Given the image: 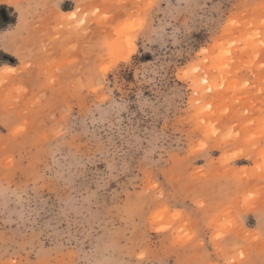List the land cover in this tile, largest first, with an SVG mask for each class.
<instances>
[{
	"label": "rangeland",
	"instance_id": "374dc122",
	"mask_svg": "<svg viewBox=\"0 0 264 264\" xmlns=\"http://www.w3.org/2000/svg\"><path fill=\"white\" fill-rule=\"evenodd\" d=\"M0 264H264V0H0Z\"/></svg>",
	"mask_w": 264,
	"mask_h": 264
},
{
	"label": "bare ground",
	"instance_id": "6f19581e",
	"mask_svg": "<svg viewBox=\"0 0 264 264\" xmlns=\"http://www.w3.org/2000/svg\"><path fill=\"white\" fill-rule=\"evenodd\" d=\"M71 14H72V13H71ZM114 40H115V39H114ZM111 41H112V42H111ZM114 42H115V41H113V40H109V42H108L110 45H112V48H113V49H112V48H106V49L110 50V52L112 51V53H114V47L116 48V45L113 46V45H114V44H113ZM116 44H118V43H116ZM105 45H106V44H105ZM122 46H123V45L121 44V47H122ZM119 47H120V46L117 45V51L120 50ZM111 49H112V50H111ZM133 50H134V49H133ZM133 50L131 49L130 51H132V53H133ZM120 51H121V50H120ZM122 53H123V54L126 53V54H125V55L122 54L121 57H120V55H119V57L115 56V58H116V60H115V58H114V61H115V62L117 61V59L119 60V58H122V60L125 59V58L128 57V55L130 54L129 51H128L129 54H127V52H122ZM114 54H115V53H114ZM115 55H116V54H115ZM110 57H111V56H110ZM115 62H113V63H115Z\"/></svg>",
	"mask_w": 264,
	"mask_h": 264
}]
</instances>
